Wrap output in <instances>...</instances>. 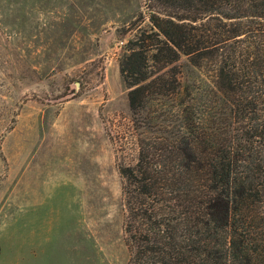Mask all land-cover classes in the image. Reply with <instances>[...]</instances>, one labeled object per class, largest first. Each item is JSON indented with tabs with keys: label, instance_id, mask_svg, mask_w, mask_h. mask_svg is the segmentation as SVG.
<instances>
[{
	"label": "rangeland",
	"instance_id": "rangeland-1",
	"mask_svg": "<svg viewBox=\"0 0 264 264\" xmlns=\"http://www.w3.org/2000/svg\"><path fill=\"white\" fill-rule=\"evenodd\" d=\"M148 5L0 0V264H128L119 168L138 148L118 63ZM176 66L183 87H213Z\"/></svg>",
	"mask_w": 264,
	"mask_h": 264
},
{
	"label": "trees",
	"instance_id": "trees-1",
	"mask_svg": "<svg viewBox=\"0 0 264 264\" xmlns=\"http://www.w3.org/2000/svg\"><path fill=\"white\" fill-rule=\"evenodd\" d=\"M147 1L118 63L138 148L119 168L128 264H264V0ZM181 55L213 87H183Z\"/></svg>",
	"mask_w": 264,
	"mask_h": 264
},
{
	"label": "crops",
	"instance_id": "crops-1",
	"mask_svg": "<svg viewBox=\"0 0 264 264\" xmlns=\"http://www.w3.org/2000/svg\"><path fill=\"white\" fill-rule=\"evenodd\" d=\"M70 186H71V189H74V193L76 192H83L85 194V199L87 197V190H86V186L83 185L82 183H75V182H72L70 183ZM86 215V214H85ZM85 223H86V219H85ZM86 233H87V229H86Z\"/></svg>",
	"mask_w": 264,
	"mask_h": 264
}]
</instances>
